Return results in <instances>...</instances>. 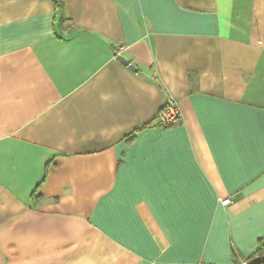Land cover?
<instances>
[{
    "label": "crops",
    "instance_id": "0c3cea01",
    "mask_svg": "<svg viewBox=\"0 0 264 264\" xmlns=\"http://www.w3.org/2000/svg\"><path fill=\"white\" fill-rule=\"evenodd\" d=\"M57 1L0 0V264L260 261L264 0Z\"/></svg>",
    "mask_w": 264,
    "mask_h": 264
},
{
    "label": "built area",
    "instance_id": "2783aa9c",
    "mask_svg": "<svg viewBox=\"0 0 264 264\" xmlns=\"http://www.w3.org/2000/svg\"><path fill=\"white\" fill-rule=\"evenodd\" d=\"M180 110L176 101H171L169 105L162 111L159 116L160 124L171 125L180 119ZM224 207H230L232 205V199L226 198L220 200ZM242 264H251L250 262H243Z\"/></svg>",
    "mask_w": 264,
    "mask_h": 264
},
{
    "label": "trees",
    "instance_id": "16d2710c",
    "mask_svg": "<svg viewBox=\"0 0 264 264\" xmlns=\"http://www.w3.org/2000/svg\"><path fill=\"white\" fill-rule=\"evenodd\" d=\"M54 4L56 5L57 8H60L61 4L57 0H52ZM259 256H260V261L256 263H251V264H264V242L261 243L260 248L258 250Z\"/></svg>",
    "mask_w": 264,
    "mask_h": 264
},
{
    "label": "water",
    "instance_id": "95a60500",
    "mask_svg": "<svg viewBox=\"0 0 264 264\" xmlns=\"http://www.w3.org/2000/svg\"><path fill=\"white\" fill-rule=\"evenodd\" d=\"M119 60H120L124 65L129 66L132 70H135V68H134L132 65H130V63H129L126 59L120 57Z\"/></svg>",
    "mask_w": 264,
    "mask_h": 264
}]
</instances>
